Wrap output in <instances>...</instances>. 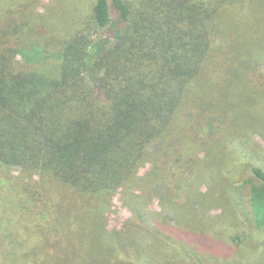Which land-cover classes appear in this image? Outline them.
<instances>
[{
	"label": "trees",
	"instance_id": "1",
	"mask_svg": "<svg viewBox=\"0 0 264 264\" xmlns=\"http://www.w3.org/2000/svg\"><path fill=\"white\" fill-rule=\"evenodd\" d=\"M255 92L264 0H0V264H260Z\"/></svg>",
	"mask_w": 264,
	"mask_h": 264
},
{
	"label": "rangeland",
	"instance_id": "2",
	"mask_svg": "<svg viewBox=\"0 0 264 264\" xmlns=\"http://www.w3.org/2000/svg\"><path fill=\"white\" fill-rule=\"evenodd\" d=\"M238 84L240 83V78H238ZM253 89L249 88L246 86L245 81L243 80L241 89L239 91V103H240V110L241 112H245L246 113V109L250 108L252 106V103H250L252 100L254 101V97L250 96V93L252 92ZM252 95V94H251ZM255 96L257 97V99L259 100L260 104L262 106H264V94L260 93V92H255ZM114 202V210L111 212L107 213V222H108V227L109 228H121L123 227L124 223L126 222V220H132V221H137L138 219H134L133 220V216H132V212L131 210L125 206L122 203V199H120V194H117L116 197L113 200ZM152 208H158L157 206V201L154 200V205L151 206ZM146 217H144L145 219ZM252 236H254V232L252 231ZM264 233V232H263ZM140 238L142 239V241L148 240L149 238H144L143 234H140ZM248 239H246L245 242H247ZM251 242V241H248ZM255 244V243H254ZM254 244H252L254 246ZM250 246V245H249ZM246 254V253H243ZM264 254L261 257V263H264ZM259 258V254L256 253L254 251V253L249 252V254H247L246 259L248 261H252L254 262L256 259Z\"/></svg>",
	"mask_w": 264,
	"mask_h": 264
}]
</instances>
